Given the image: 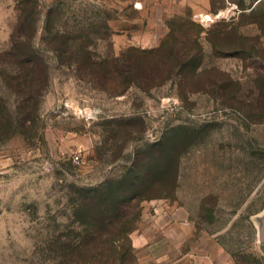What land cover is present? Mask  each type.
Masks as SVG:
<instances>
[{
	"label": "rangeland",
	"instance_id": "obj_1",
	"mask_svg": "<svg viewBox=\"0 0 264 264\" xmlns=\"http://www.w3.org/2000/svg\"><path fill=\"white\" fill-rule=\"evenodd\" d=\"M35 2V41L50 56V81L36 119L26 127L15 119L11 133L0 126V264H51L41 247L79 228L71 199L78 186L119 179L131 167L145 178L139 190L146 197L129 208L141 211L132 218V264H200L204 255L196 251H208L215 264H264L257 228L264 211V71H257L264 66V0L253 10L215 0L225 4L217 12L211 0H0V94L15 118L21 98L12 82L20 73L9 58L12 32L20 15L33 17ZM53 4L68 11L71 24L74 12L81 22L86 11L97 12L101 37L90 48L100 54L169 39L165 56L187 44L193 61L161 65L158 52H142L137 84L93 79L84 61L48 50L42 19ZM223 17L246 37L216 33L214 51L202 33L199 54L193 38L201 27L191 21L207 29ZM19 32L33 30L28 23ZM256 38L255 54L248 46Z\"/></svg>",
	"mask_w": 264,
	"mask_h": 264
},
{
	"label": "trees",
	"instance_id": "obj_2",
	"mask_svg": "<svg viewBox=\"0 0 264 264\" xmlns=\"http://www.w3.org/2000/svg\"><path fill=\"white\" fill-rule=\"evenodd\" d=\"M230 1H237L238 7L241 9L252 7L253 10L257 3L262 0H251L249 6H246L243 0ZM37 6L38 4L35 2L33 4V17L20 15V21L14 26L12 32V47L9 51V58L10 60L11 56L15 58L20 70V73L12 77V82L16 93L21 98L18 105L21 115H17L15 118L9 110L10 103L0 94V126H5L9 133L16 128L15 119L19 125L26 127L27 122L37 118L40 97L50 81L48 61L50 56L41 52L35 41L40 19ZM224 6V3L217 5L215 0H211V9L215 12ZM67 12L54 4L46 11L42 22L50 47L48 50L60 59H64L66 56L76 61H84L87 66L82 71L93 79H103L105 82L124 79L130 85L137 84L139 77L137 66L139 64L136 62L138 61L137 56L142 52H158L159 61L161 60L159 64L165 62L167 58H176L184 61L183 66L185 68L188 63L193 61L192 57L195 52L192 50V46L187 44L184 47H177L175 44L165 56L164 48L169 39L152 49L139 50L135 47H128L119 54L114 52L100 54L96 49L90 48L95 44L96 38L101 37L99 34L102 26L98 24L97 12L88 15V11H86V14L82 15L85 17V22L77 20V16L81 15L80 12H74L73 16L76 21L74 24L70 23L71 17L67 15ZM191 22L195 26L201 27V30L195 33L196 38H193L197 50L200 51L199 54H204L200 42L202 33H205L206 39L216 51L217 42L214 40V35L216 33L223 35L228 30L230 32L235 31V27L231 23H227L225 17L215 21L207 29L202 25L200 26L199 23ZM28 23L33 32L27 35V32H22L24 34L21 36L19 28H24ZM236 28L238 29V27ZM235 33L239 34L240 37H246V34L240 30H236ZM256 39L257 41L248 46L250 51L255 54L258 50L256 43L260 44V38ZM77 43L81 44H78L80 46L78 49L74 48ZM161 52H163L162 58L160 57ZM161 65H157L159 69ZM260 67L257 71L262 74L264 66ZM5 78L7 79L8 76ZM168 166L164 167V173L170 171ZM144 179L137 174L134 167H131L127 175L119 179L108 178L91 187L78 186L76 190L78 197L72 196L71 199L74 205H77L73 208L75 216H81L78 218L79 228H66L68 232L55 234L53 239L45 241L41 247L51 260V264H132L135 258V249L131 238V233L135 228L132 218H138L141 211L139 208L134 215H131L129 208L134 205V201L139 205L140 201L146 198L144 195L142 196L143 191L139 190Z\"/></svg>",
	"mask_w": 264,
	"mask_h": 264
},
{
	"label": "water",
	"instance_id": "obj_3",
	"mask_svg": "<svg viewBox=\"0 0 264 264\" xmlns=\"http://www.w3.org/2000/svg\"><path fill=\"white\" fill-rule=\"evenodd\" d=\"M258 239L264 243V211L258 216Z\"/></svg>",
	"mask_w": 264,
	"mask_h": 264
},
{
	"label": "crops",
	"instance_id": "obj_4",
	"mask_svg": "<svg viewBox=\"0 0 264 264\" xmlns=\"http://www.w3.org/2000/svg\"><path fill=\"white\" fill-rule=\"evenodd\" d=\"M165 230L167 229V228H164ZM168 232V231H167ZM198 254L200 253V254H202V255H204V256H202L201 257V259H200V264H215V261H214V259L212 258V255H210L209 253H208V251H196Z\"/></svg>",
	"mask_w": 264,
	"mask_h": 264
},
{
	"label": "built area",
	"instance_id": "obj_5",
	"mask_svg": "<svg viewBox=\"0 0 264 264\" xmlns=\"http://www.w3.org/2000/svg\"><path fill=\"white\" fill-rule=\"evenodd\" d=\"M77 158H79V157H77Z\"/></svg>",
	"mask_w": 264,
	"mask_h": 264
}]
</instances>
